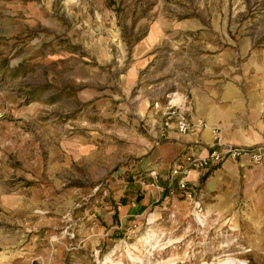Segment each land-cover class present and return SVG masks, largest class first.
I'll list each match as a JSON object with an SVG mask.
<instances>
[{"label": "rangeland", "instance_id": "374dc122", "mask_svg": "<svg viewBox=\"0 0 264 264\" xmlns=\"http://www.w3.org/2000/svg\"><path fill=\"white\" fill-rule=\"evenodd\" d=\"M251 68L264 0H0V264H264V211L151 161L154 99Z\"/></svg>", "mask_w": 264, "mask_h": 264}, {"label": "crops", "instance_id": "0c3cea01", "mask_svg": "<svg viewBox=\"0 0 264 264\" xmlns=\"http://www.w3.org/2000/svg\"><path fill=\"white\" fill-rule=\"evenodd\" d=\"M251 69L239 80L226 77L230 76L229 69L222 70L219 72L227 73H218L190 87L187 99L194 126L185 135L171 132L169 142L158 146L151 157L158 172H168L172 160L185 153L203 155L216 136L234 145L264 142V77L258 75L264 69ZM198 118L204 120L203 128L196 124ZM189 179L200 181L204 197L216 198L220 206L230 208L239 196L252 208L264 211L260 209L264 205V157L253 165L225 160L216 167L190 170Z\"/></svg>", "mask_w": 264, "mask_h": 264}, {"label": "built area", "instance_id": "2783aa9c", "mask_svg": "<svg viewBox=\"0 0 264 264\" xmlns=\"http://www.w3.org/2000/svg\"><path fill=\"white\" fill-rule=\"evenodd\" d=\"M190 101L187 94L181 100L174 101V98L167 100L154 99L152 114L157 118L155 131L162 138H169L171 132L185 135L191 131L194 122L190 115ZM196 124L203 128L204 120L198 118ZM264 157V142L252 145H234L222 142L220 136L209 143L207 151L203 154L185 153L172 160L170 170L166 177L169 187L173 186L186 199L195 200L197 196V183L188 180L190 170H203L204 168L216 167L225 160L238 162L241 165L258 164ZM148 175L151 178V186H158L157 171L150 170Z\"/></svg>", "mask_w": 264, "mask_h": 264}]
</instances>
